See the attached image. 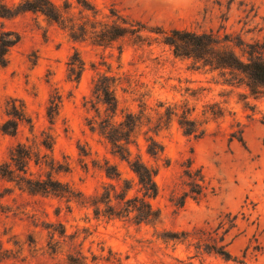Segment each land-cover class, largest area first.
Masks as SVG:
<instances>
[{
  "label": "rangeland",
  "instance_id": "rangeland-1",
  "mask_svg": "<svg viewBox=\"0 0 264 264\" xmlns=\"http://www.w3.org/2000/svg\"><path fill=\"white\" fill-rule=\"evenodd\" d=\"M51 1L61 22L30 11L0 18V43L4 33L21 37L0 62V264H238L210 252L216 243L264 264V87L253 92L242 73L165 43L172 30L208 32L243 61L247 44L264 58V0ZM80 60L78 79L70 64ZM105 75L116 80V115L96 90ZM183 110L201 138L184 133ZM136 115L141 125L123 145L158 171L155 222L128 210L141 186L100 133L105 119L120 129ZM9 121L15 135L2 131ZM149 136L165 148L158 159ZM191 164L204 175L200 199L185 198Z\"/></svg>",
  "mask_w": 264,
  "mask_h": 264
},
{
  "label": "trees",
  "instance_id": "trees-1",
  "mask_svg": "<svg viewBox=\"0 0 264 264\" xmlns=\"http://www.w3.org/2000/svg\"><path fill=\"white\" fill-rule=\"evenodd\" d=\"M28 11L32 13H41L47 16L50 20L57 23L61 22L63 18L61 13L58 11V7L51 0H21L17 5H10L8 0H0V18L11 19L20 15L21 13ZM142 28L144 27H141V29ZM122 35V32H117L111 34V36H109L106 40L113 41ZM7 36L12 37L14 35L11 33H4L1 37L0 62L3 65L7 63V54L10 48L17 45L21 40V37L17 34L12 37L13 39H9ZM221 42V39L212 33H196L190 32L188 30H172L170 34H166L165 37V43L174 49L173 53L175 56L201 59L204 60L207 65L217 69L223 68L227 70L238 71L246 76L248 80V87L253 92L260 87H264V58L258 53L256 46L247 44V47L249 48L248 52H246L248 60L243 61L234 53V51L221 47ZM70 67V71L77 73V78L79 79L81 75L80 71L82 68H84L83 61L80 60V65L72 63L70 64ZM101 79L96 85V90L102 96L104 103L108 107V111L116 115V112L119 108V101L115 95L116 86L114 83H116V80L106 75L102 76ZM59 104L60 101L58 97L51 101L52 106L50 108L53 107L58 109ZM48 114L52 119L53 114L51 112ZM141 117V115H136L135 124L133 122L129 123L126 120L121 122L120 125L122 128L120 129L115 128L113 122L105 119L102 123L103 127L101 128L100 133L104 135L109 142L117 146V152L129 163L131 170L138 178L139 185L141 186L140 190L142 191L143 195L141 197H134L132 199V205L130 208H128V210H131V212L135 213L136 219L139 222H155L159 219L160 212L154 209L150 200L155 199L158 195L159 187L155 179L158 171L157 169L145 164V162L140 157L131 160L129 157L131 156L130 151L128 149L126 150L125 146L123 145V141H127L129 139L130 133L134 131L135 127L138 129V127L141 125ZM130 118L133 119V116H130ZM178 122L187 136L201 138L205 133L200 124L196 120H192L190 118V114L187 110H183L178 115ZM17 126V121H9L2 126V131L7 133V135H15L17 133ZM113 130H119L116 136L112 134ZM238 140L243 141V137L241 136L238 138ZM146 141L148 143L147 154L154 159L160 158L163 155L165 149L164 146L152 136H149ZM126 144L129 143L126 142ZM52 147L53 146H49L48 148ZM19 150L20 149L17 150L18 154L14 155L13 160L14 162L20 164V166H24V163H26L30 158L26 155V153L20 152ZM189 169L190 170H188L186 176L191 182V188L185 195V198L192 197L194 199H200L204 195L203 190H205L203 185L205 181L204 175L202 174L201 170L193 171L192 164L189 166ZM44 183L45 182H34L32 184L37 186L43 185ZM42 187L45 191L54 190L52 187H49L46 184H44ZM32 191L39 192L38 190ZM189 235L190 233L181 232L174 236H183V238H185L189 237ZM221 241L224 240L222 239ZM210 252L221 256L222 259L226 261L233 260L238 264H246L245 261L238 260L237 257H234L228 251L227 245L216 243L212 246Z\"/></svg>",
  "mask_w": 264,
  "mask_h": 264
}]
</instances>
